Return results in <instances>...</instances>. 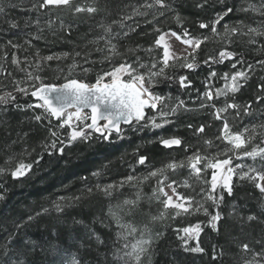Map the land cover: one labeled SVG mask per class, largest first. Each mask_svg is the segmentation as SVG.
<instances>
[{
  "label": "trees",
  "instance_id": "trees-1",
  "mask_svg": "<svg viewBox=\"0 0 264 264\" xmlns=\"http://www.w3.org/2000/svg\"><path fill=\"white\" fill-rule=\"evenodd\" d=\"M37 2L24 0L21 4L20 0H4L5 13L0 15V58L7 59H0V63L5 73L12 75L8 77L0 74V84L3 86L0 94L15 92L13 80L26 81L27 72L38 75L44 84H61L72 78L93 84L98 76L113 70L122 61L134 66L136 62L157 64L152 69L157 71L161 67L158 61L163 59V48L156 47L159 34L154 28L180 35L182 29L174 19L176 15L182 18L184 29L189 31L191 37L211 38L201 45L196 54L200 67L195 71L180 66L168 67L164 73L166 79H155L152 92L157 96L171 97V100L166 101L168 107H174L177 100H182L186 108L191 109L179 112L171 118L173 123L161 129L153 130L137 124L125 130L123 139L113 135L107 140L93 133L90 139L72 141L71 129L61 128V121L54 118L36 121L39 109L22 111L13 103L0 105V169H3V174H0V197H3L0 199V264H135L129 257L123 261L117 258L124 254L121 251L123 241L118 242V234L123 236L127 232L119 228L110 213L119 217L120 224L132 225L139 230L134 237H129L130 243L151 240L150 245H145L147 254H141L140 264H245L254 253L264 257V194L252 183L234 177L233 194L229 196L223 193L224 200L216 208L205 199L207 184L198 182L189 168L167 174L173 182L188 181L192 185L190 189L181 188L179 191L191 197L194 206H198L195 202L199 201L210 215L219 212L223 217L218 224L219 231L202 227L199 246L203 252L195 253L190 249L196 247V241L187 238L180 240L182 233L177 232V229L195 224L207 225L210 216L198 213L172 219V213L168 212L167 219L154 221L153 218L164 211L162 204L153 198L157 182L156 179L143 181L150 171L171 162L186 161L194 152L212 159L228 149L226 143L217 140L223 124L214 118V108H222L225 103L252 105L254 111L250 116L241 113L236 118L234 110L226 114L233 133L264 124V101L256 103L264 95L260 91L264 88V67L259 64L264 60V52L258 48L259 44H264V38L256 37L257 43L250 44L247 37L236 36L232 37V43L229 44L227 38L222 40L212 37L210 29L198 27L201 22L212 21L229 5L237 11L227 17L223 24L236 25L243 21L247 26L261 27L264 25L261 17L238 9L248 3L260 6L264 0H226V4L208 0L203 9L198 5L204 0H165L171 5L172 11L159 8L147 10V15L129 20L124 29L113 27L115 38L111 43L116 45L121 56L112 57L111 62L105 58L111 53L105 45L106 33L101 24L114 25L122 16L132 13L134 8L145 11L141 6L148 0H97L95 6L101 11L92 16L75 14L73 11L76 6L91 5L92 0H75L71 8L60 7L39 12L20 10L31 8ZM11 4H18L19 7H10ZM161 11H164V15L155 19ZM154 19V24L149 23ZM11 23H16L18 27L11 28ZM130 25H137L136 31L124 35ZM218 31L222 33L224 28L218 26ZM37 35L41 38L32 40ZM9 40L23 47L13 49L8 46ZM26 41H31V44ZM98 48L103 51H97ZM130 49L137 51L130 52ZM149 49L152 51H147ZM226 49L242 54L246 61L243 70L250 65L256 67L250 73L251 79L234 97L229 94L207 101L204 93L208 85L214 90L223 88L225 81L219 76L223 73L234 74L237 70L232 69L231 62L227 61L223 64L205 63ZM64 54H68L67 59L48 62L42 59ZM14 57L30 61L32 66L22 64L20 67L25 71H20L11 63ZM36 64L40 65L39 69L35 67ZM73 64L78 67L72 70V76L69 77L68 72ZM84 69L89 71L85 73ZM140 71L147 74L145 69ZM212 71L217 73V78L210 81ZM184 76L188 77L190 88H183L178 83ZM29 85L22 83L21 86L30 88ZM35 103L33 96L16 93L15 104L28 108ZM204 104L211 107H204ZM155 115V111H149L148 116ZM201 126H205V133L196 135L195 130ZM51 131L57 132L60 139L50 136ZM160 137H176L183 144L167 149L158 142ZM53 141L57 148H63L62 153L50 147ZM205 141H213V146H206ZM257 144L264 147L259 136L249 145V150ZM237 154L242 152L230 153ZM140 157L147 158L145 165L137 163ZM21 161L30 164L31 171L14 179L11 173ZM236 161L233 160V163ZM244 161L258 169L261 167L259 160H239ZM211 175V169L204 171L206 180H210ZM128 177L140 178V182L135 186L129 184L113 190L110 196L97 190L109 184L119 185ZM137 193L139 202L130 211L123 201L136 199ZM58 202L63 211L56 210ZM248 216H256L257 221L249 223ZM185 243L189 250H185ZM244 243L249 245L252 252H241ZM263 259L259 260V264Z\"/></svg>",
  "mask_w": 264,
  "mask_h": 264
},
{
  "label": "snow or ice",
  "instance_id": "snow-or-ice-1",
  "mask_svg": "<svg viewBox=\"0 0 264 264\" xmlns=\"http://www.w3.org/2000/svg\"><path fill=\"white\" fill-rule=\"evenodd\" d=\"M24 0H20L23 4ZM221 4H226V0H218ZM75 3V0H38L37 3L31 8H21V11L29 12H39L45 9H56L60 7L71 8ZM97 0H92V4L84 6H76L73 11L75 14H88L90 16L97 14L101 9L95 6ZM208 0L198 5L199 8L203 9L207 5ZM10 7H19L18 4H11ZM145 11H141L140 8H134V11L126 16H122L119 21L113 24L104 25L101 24L104 32L106 33L105 45L107 50L111 53V56H106L105 58L111 62L112 57H120L121 53L117 49L115 44L111 43V40L115 38L113 36V27H119L121 29L125 28V25L129 20H133L137 16L147 15V10L152 9H164L165 11H172L171 5L165 3V0H148L145 4L141 6ZM237 9L232 6H226V8L209 23L201 22L198 27L200 29H210L212 37H220L222 40L227 38L228 43H232V37L240 36L247 37V42L250 44H256V37L264 38V25L261 27H250L241 21L236 25H227L222 22L225 21L227 17L234 14ZM238 11L244 13H252L253 15L259 16L264 20V3L260 6L248 3L242 5ZM5 13L4 0H0V15ZM164 11L159 12L155 19L159 16H163ZM155 19L149 21V23H155ZM176 23H178L182 29L180 35L176 32H163L160 28H154V31L159 34L156 41V47L163 48V59L158 61L161 65L157 71H152L157 67V64L145 65L140 62H136L135 66L128 61H122L119 66L114 67L113 70L108 71L97 77L96 83L89 85L81 81L72 78L68 82L64 83L62 86L57 87L56 85H46L43 81H40L38 75H34L32 72H27L26 81H16L13 80L15 86V92H4L0 94V105H7L13 103L15 107L20 108L22 111H29L34 109H43L45 115H36L35 120L41 121L42 119L54 118L57 121H63L60 127H68L71 129L70 138L72 141L77 140H87L90 137L86 134L88 129H93L100 134V136L108 139L113 132H116L118 136L123 139V133L120 128L121 122L124 124H140L141 127H149L153 130L161 129L166 127L168 124L173 123L171 119L178 115L181 111H191V109L186 108L185 102L182 100H177L174 107H168L166 101L171 100V97H161L157 96L152 92V88L155 87V79L157 77H164L165 69L168 67H184L190 71H195L200 65L197 63L196 54L200 50L201 45L206 44L211 37L208 38H192L187 29H184L182 23V18L179 15L174 17ZM39 22L37 21V26ZM218 26L224 28L221 33L218 31ZM10 27L15 29L18 27L16 23H11ZM51 27V23L49 24ZM137 25H130L128 29L124 32V35H128L129 32L136 31ZM117 36L119 33L116 34ZM166 37L175 38L182 44H185L191 51L186 52L184 55H176L172 52L171 44ZM41 37L39 35L32 37V40H38ZM29 45L31 41H26ZM94 43H98L94 42ZM8 46L13 49L23 47L22 45L14 44L11 40L8 41ZM258 48L260 52H264V44H259ZM97 51H103V49H97ZM130 52L137 51L136 49H130ZM151 52L152 50H147ZM39 56V53L36 54ZM76 55H80L76 53ZM191 57V60H189ZM68 54L63 56H47L42 58L45 62L53 60H63L67 59ZM0 59L6 60L7 57ZM231 62V68L237 69L234 74L223 73L219 76V79L225 81L223 88L214 90L212 86L208 85V90L204 93V99L211 101L214 98L219 99L222 96H228L231 94L233 97L236 93L240 92L244 84L251 79L250 73L253 71L255 65H250L246 70L242 69V66L246 61L242 58V54L238 52L228 51L227 49L221 51L215 58L211 60H206V64H223L225 62ZM180 62V63H177ZM12 64L17 66L20 71H25L24 68L20 66L22 64H28L31 67V62L26 60H21L19 57H14L11 61ZM260 66L264 67V60L259 62ZM37 69L40 68L39 64H36ZM78 65L73 64L72 69L69 70L68 76H72V70L77 68ZM140 69H145L147 74L141 73ZM85 73L89 70L84 69ZM0 74H5L11 77V73H5L3 64L0 63ZM165 79L167 77H164ZM217 78V73L212 71L209 75V80ZM110 79V83H104L105 80ZM40 81V83H36ZM30 88L21 86L22 83H29ZM181 87L190 88L191 83L188 81V77H181L178 81ZM264 92V88L260 89ZM16 93L27 96L31 95L35 97L40 103L30 104L28 108H23L22 106L15 104ZM53 93L56 95L53 97ZM264 101V95L260 96L256 103ZM204 107H211L209 104H204ZM91 109L90 115H84V109ZM167 108V110H165ZM69 109H75L74 112L69 111ZM153 110L156 112L155 116H147L146 110ZM230 110H234L239 118L240 114L243 113L244 116H250L253 114V109L251 104L241 106L236 103H225L222 108H214L213 115L216 120H220L223 124L221 129V134L217 136V140L226 143L229 147L226 151L218 154L216 157L209 159L208 156H202L199 152H194L192 156H189L186 161L171 162L166 164L164 167L157 170L150 171L149 174L143 178L144 182L152 179H156L157 186L153 191V198H155L160 204H162L164 211L157 217H154V221L165 220L168 218L167 213H172V219L179 217L194 215L202 213L205 216H210V222L207 225L202 226L201 224H195L193 226L185 227L183 229H177V232L182 233L179 239L184 241L186 238L189 241H196V247L190 249L195 253H202L203 249L199 246V237L202 231V227H210L214 231H219L218 224L223 219V217L217 212L215 215H210V213L205 209L204 204L196 201L194 206V201L191 197H186L183 195L179 189L181 188H192V185L188 181H183L179 184L173 181H169L168 173H175L179 169L189 168L191 175L201 184H207L205 199L211 201V203L218 208L220 203L224 200V194L231 196L233 194L232 180L234 177L238 178L240 181H248L253 184V186L258 189L261 194H264V147L259 144L249 150V145L253 144V141L257 139V136L261 138V144H264V124L258 125L257 127L245 128L241 132L233 133L228 124L227 113ZM147 117V118H146ZM160 122H157V121ZM87 121H91L87 123ZM100 121H105L106 123L102 126L101 130ZM51 123V120H49ZM84 125V127H81ZM191 127V126H189ZM259 129V131H258ZM205 133V126H201L195 130L196 135H201ZM50 136L60 139L59 134L55 131L50 132ZM63 144V140H60ZM164 148L172 149L174 147H180L183 141L176 137H170L165 139L160 137L158 141ZM213 141H205L206 146H213ZM51 148L56 149L59 152H63V148H57L55 141L50 145ZM238 155H230V153H241ZM223 157V159H222ZM250 159L253 161L259 160L261 162V167L258 169L254 165H244L237 164L233 167V160H243ZM139 165H145L147 163L146 157H140L137 161ZM203 165V169L201 168ZM212 170V175L210 180L204 178V171ZM239 170V171H238ZM31 171V165L25 164L21 161L12 171L11 175L14 179H19L22 176L28 174ZM218 173H220V178L218 179ZM0 174H3V169H0ZM94 175H99L95 173ZM140 182V178L128 177L125 181H122L119 185L109 184L104 187H98V191L104 193L105 195H111L113 190L123 188L126 185L135 186ZM218 189L220 191H218ZM91 192V189L89 190ZM3 199V197H0ZM140 199L139 193H137L136 199H128L123 201V205L127 207L130 211L136 207ZM57 211H63V207L60 202L56 204ZM47 211V210H45ZM113 219L116 220L118 226L122 230H126L127 235L121 236L118 234V242L123 241L121 244V251H123V256H118L120 260H125L126 257L131 258L135 264H140L141 254H147V249L145 245H150L151 240H137L136 243H130L129 237H134L139 231L132 225L120 224L119 217L115 216L114 213H110ZM247 221L249 223L257 221L256 216H248ZM147 231V229H145ZM99 240V238L97 237ZM102 242V241H101ZM185 250H189L187 243L183 245ZM241 252L247 254L252 252V249L247 243H244L241 247ZM221 255L223 253L221 252ZM261 254L254 253L251 260H246L245 264H259ZM218 259V257H214ZM243 259V257H242ZM78 264V262H76Z\"/></svg>",
  "mask_w": 264,
  "mask_h": 264
},
{
  "label": "rangeland",
  "instance_id": "rangeland-1",
  "mask_svg": "<svg viewBox=\"0 0 264 264\" xmlns=\"http://www.w3.org/2000/svg\"><path fill=\"white\" fill-rule=\"evenodd\" d=\"M167 33H170V32H173V31H166ZM177 35H179V34H177ZM192 38H194V37H192ZM197 39V38H196ZM166 40H168L169 41V43L171 44V51L172 52H174L176 55H184V54H186V52H188V51H191V49H188L187 48V46L185 45V44H182V43H180L179 41H177L175 38H172V37H166ZM108 80H110V79H108ZM106 81V80H105ZM36 83H38L37 81H36ZM28 84H30V82L28 83ZM30 86V85H29ZM3 86H2V84H0V88H2ZM37 103H39V102H37ZM36 104V103H35ZM40 110V112L38 113V115H41V116H44L45 115V113H44V110L43 109H39ZM74 110V109H73ZM73 110H71L72 112H74ZM84 115H90L88 112H84L83 113ZM63 121H61V123H62ZM87 123H89V121H87ZM137 125V124H136ZM81 127H84V125H81ZM125 132V131H124ZM123 132V133H124ZM88 136H92V134H87ZM117 136V138H119L120 139V137L118 136V135H116ZM238 155V154H237ZM237 164H244V165H251L249 162H239V160L238 161H236L235 163H233V167H235ZM239 171V170H238ZM218 175V179L220 178V173H218L217 174ZM234 179V178H233ZM169 181H171L170 179H169ZM233 181V180H232ZM176 182V181H175ZM182 181H178V182H176L177 184H179V183H181ZM156 186H157V183H156ZM156 189V188H155ZM164 210V209H163ZM264 260V259H263ZM261 264H264V261L261 263Z\"/></svg>",
  "mask_w": 264,
  "mask_h": 264
},
{
  "label": "water",
  "instance_id": "water-1",
  "mask_svg": "<svg viewBox=\"0 0 264 264\" xmlns=\"http://www.w3.org/2000/svg\"><path fill=\"white\" fill-rule=\"evenodd\" d=\"M76 80H78V79H76ZM78 81H81V80H78ZM66 82H68V81H65V82H63V83H61V84H46V85H56L57 87H60V86H62V85H63L64 83H66ZM81 82H83V81H81ZM110 82H111V80H106V81H104V83H110ZM83 83H85V82H83ZM87 84H89V83H87ZM93 84H95V83H93ZM89 85H92V84H89ZM52 95H53V97H54L56 94L53 93ZM34 99H35L36 102H39V103H40V101H38L35 97H34ZM71 110H73V109H69V111H71ZM84 111H86V112H88V113H91V109H89V108L84 109ZM149 111H150V109H149V110H146V112H147V116H148V114H149ZM146 118H147V117H146ZM56 121H57V120H56ZM90 122H91V121H89V123H90ZM105 123H106L105 121H100L101 130H103V127H102V126H103ZM133 125H136V123L133 122V124H124L123 122H121V124H120V128H121L122 133H123L128 127H131V126H133ZM92 133H96V134L100 135L98 132H96V131L93 130V129H88L86 134H92ZM113 135H118V134H117L116 132H113L111 136H113ZM111 136H110L107 140H109V139L111 138Z\"/></svg>",
  "mask_w": 264,
  "mask_h": 264
},
{
  "label": "bare ground",
  "instance_id": "bare-ground-1",
  "mask_svg": "<svg viewBox=\"0 0 264 264\" xmlns=\"http://www.w3.org/2000/svg\"><path fill=\"white\" fill-rule=\"evenodd\" d=\"M73 111H75V110H73Z\"/></svg>",
  "mask_w": 264,
  "mask_h": 264
}]
</instances>
